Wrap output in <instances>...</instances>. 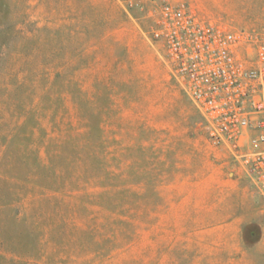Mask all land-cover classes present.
<instances>
[{
	"label": "rangeland",
	"instance_id": "rangeland-1",
	"mask_svg": "<svg viewBox=\"0 0 264 264\" xmlns=\"http://www.w3.org/2000/svg\"><path fill=\"white\" fill-rule=\"evenodd\" d=\"M93 1L0 0V264H157L168 184L231 199L246 242L261 240L263 196L210 142L148 20L96 25ZM194 2L263 28L264 0Z\"/></svg>",
	"mask_w": 264,
	"mask_h": 264
},
{
	"label": "built area",
	"instance_id": "built-area-1",
	"mask_svg": "<svg viewBox=\"0 0 264 264\" xmlns=\"http://www.w3.org/2000/svg\"><path fill=\"white\" fill-rule=\"evenodd\" d=\"M148 20L174 78L264 198V27L208 20L185 1L126 0Z\"/></svg>",
	"mask_w": 264,
	"mask_h": 264
},
{
	"label": "crops",
	"instance_id": "crops-1",
	"mask_svg": "<svg viewBox=\"0 0 264 264\" xmlns=\"http://www.w3.org/2000/svg\"><path fill=\"white\" fill-rule=\"evenodd\" d=\"M125 1L94 0L88 3L95 15V24L137 27L139 23L134 15L137 10H129ZM172 1H185L199 16L214 20L198 9L194 0ZM104 3L113 4L115 8L104 9ZM75 27L87 26L77 23ZM157 191V264H243L244 260L246 264H254L253 251L264 256V237L252 244L246 242L243 227L249 222L247 214L240 209L231 213V206L236 205L231 199L200 198L196 194L199 190L192 185H158Z\"/></svg>",
	"mask_w": 264,
	"mask_h": 264
}]
</instances>
